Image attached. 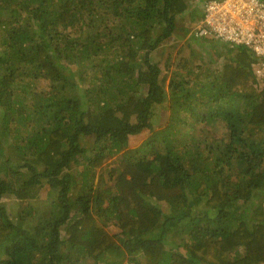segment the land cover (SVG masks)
<instances>
[{
	"label": "trees",
	"instance_id": "16d2710c",
	"mask_svg": "<svg viewBox=\"0 0 264 264\" xmlns=\"http://www.w3.org/2000/svg\"><path fill=\"white\" fill-rule=\"evenodd\" d=\"M187 9L0 0V264H264L258 58H154Z\"/></svg>",
	"mask_w": 264,
	"mask_h": 264
},
{
	"label": "built area",
	"instance_id": "2783aa9c",
	"mask_svg": "<svg viewBox=\"0 0 264 264\" xmlns=\"http://www.w3.org/2000/svg\"><path fill=\"white\" fill-rule=\"evenodd\" d=\"M194 37H211L254 52L253 72L264 85V0H205Z\"/></svg>",
	"mask_w": 264,
	"mask_h": 264
},
{
	"label": "rangeland",
	"instance_id": "374dc122",
	"mask_svg": "<svg viewBox=\"0 0 264 264\" xmlns=\"http://www.w3.org/2000/svg\"><path fill=\"white\" fill-rule=\"evenodd\" d=\"M188 5V9L186 12V16L184 17V20L182 22L183 25H186L188 27V31L186 32V35L182 37V39L179 41V39L175 38L174 36L168 39L164 42L163 45H161L156 51L153 52L154 58L158 57V55H164L166 49L169 46L176 45L173 47V55L175 54L178 47H182V53L187 56V58L190 59L191 62L194 63H200L204 68L209 66L210 62L209 59L216 60L218 62H221L222 59L218 57V53L222 52V50L218 49L220 47L219 42L216 41L215 38L211 37H194L192 35V29L195 27V25L198 22V16L202 13V2L204 0H185ZM195 38V39H193ZM175 42H174V40ZM187 40H189V43H187ZM178 40V41H176ZM217 48V49H216ZM164 117L157 118L155 120V124L153 127L154 129L159 128L160 124L163 123ZM144 138V135L139 137L137 141H135V145H137L140 141H142ZM115 163L112 160H108L105 163L102 164L101 169L105 173L107 169L111 166H113ZM7 211L11 216H14L19 208H22L23 205L25 206L26 201H19L16 199H13L12 197H4L2 199ZM111 231L114 230L113 226L108 227Z\"/></svg>",
	"mask_w": 264,
	"mask_h": 264
},
{
	"label": "crops",
	"instance_id": "0c3cea01",
	"mask_svg": "<svg viewBox=\"0 0 264 264\" xmlns=\"http://www.w3.org/2000/svg\"><path fill=\"white\" fill-rule=\"evenodd\" d=\"M204 1H205V0H204ZM204 1H203V2H204ZM203 2H202V4H203ZM199 17H200V16H199ZM199 17H197V18H199Z\"/></svg>",
	"mask_w": 264,
	"mask_h": 264
}]
</instances>
